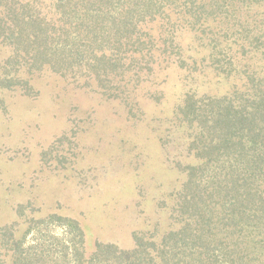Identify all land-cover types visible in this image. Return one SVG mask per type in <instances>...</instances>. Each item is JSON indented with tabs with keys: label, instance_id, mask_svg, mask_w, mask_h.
I'll list each match as a JSON object with an SVG mask.
<instances>
[{
	"label": "trees",
	"instance_id": "obj_1",
	"mask_svg": "<svg viewBox=\"0 0 264 264\" xmlns=\"http://www.w3.org/2000/svg\"><path fill=\"white\" fill-rule=\"evenodd\" d=\"M46 74L127 104L179 81L184 181L132 248L52 213L80 241L24 246L30 216L0 226V264H264V0H0V108Z\"/></svg>",
	"mask_w": 264,
	"mask_h": 264
},
{
	"label": "rangeland",
	"instance_id": "obj_2",
	"mask_svg": "<svg viewBox=\"0 0 264 264\" xmlns=\"http://www.w3.org/2000/svg\"><path fill=\"white\" fill-rule=\"evenodd\" d=\"M35 85L37 97L8 91L0 108V226L35 216L42 222L24 246L80 241L66 221L49 218L57 213L80 220L87 246L123 249L156 221L168 227L159 203L169 206L184 181L175 167L185 161L184 132L170 120L180 82L166 83L158 101L142 95L132 104L51 74Z\"/></svg>",
	"mask_w": 264,
	"mask_h": 264
}]
</instances>
